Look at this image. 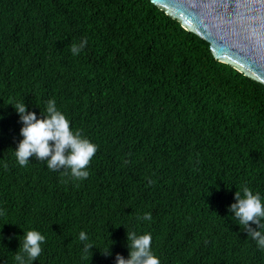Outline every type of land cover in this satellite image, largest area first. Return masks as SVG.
Listing matches in <instances>:
<instances>
[{
    "label": "trees",
    "instance_id": "trees-1",
    "mask_svg": "<svg viewBox=\"0 0 264 264\" xmlns=\"http://www.w3.org/2000/svg\"><path fill=\"white\" fill-rule=\"evenodd\" d=\"M49 100L97 145L87 179L17 162L11 104L41 118ZM0 117V264L30 230V264H116L127 230L161 264H264L229 212L243 186L264 203V84L151 0H0Z\"/></svg>",
    "mask_w": 264,
    "mask_h": 264
},
{
    "label": "clouds",
    "instance_id": "clouds-1",
    "mask_svg": "<svg viewBox=\"0 0 264 264\" xmlns=\"http://www.w3.org/2000/svg\"><path fill=\"white\" fill-rule=\"evenodd\" d=\"M87 41L71 46L73 55H79L86 46ZM20 116L23 127L20 135L23 139L15 149V156L20 166L26 167L32 157L40 161H47V167L53 171L62 172L63 176L70 175L75 180H84L89 176L86 170L97 152V145L82 135L80 130H72L70 121L65 114L57 109L56 101L49 100L42 117L29 112L24 102L11 104ZM2 118V117H0ZM241 192L243 194H241ZM235 203L229 207V212L234 213L235 219L242 225L247 236L257 242L260 249L264 250V203L259 193L254 194L248 186H243L235 193ZM0 214H3L0 211ZM137 219L151 221L152 214L145 213ZM257 227H252V225ZM17 254L14 256L18 264H30L42 253L41 245L45 236L36 230L25 232ZM79 240L84 242V254L92 252L93 244L88 243V236L81 231ZM130 258L116 255V264H161L160 259L152 251V236L150 233L138 235L127 230ZM114 243V242H113ZM105 256L111 255L110 248L101 251Z\"/></svg>",
    "mask_w": 264,
    "mask_h": 264
},
{
    "label": "water",
    "instance_id": "water-1",
    "mask_svg": "<svg viewBox=\"0 0 264 264\" xmlns=\"http://www.w3.org/2000/svg\"><path fill=\"white\" fill-rule=\"evenodd\" d=\"M205 39L215 58L264 84V0H151Z\"/></svg>",
    "mask_w": 264,
    "mask_h": 264
}]
</instances>
